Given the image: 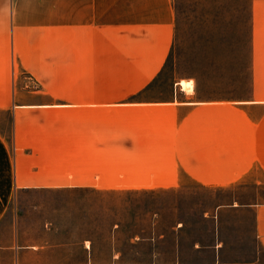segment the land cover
I'll return each instance as SVG.
<instances>
[{
    "label": "crops",
    "instance_id": "obj_1",
    "mask_svg": "<svg viewBox=\"0 0 264 264\" xmlns=\"http://www.w3.org/2000/svg\"><path fill=\"white\" fill-rule=\"evenodd\" d=\"M250 21L254 49L264 0H251ZM174 34L173 0H0V264H60L23 261L37 246L18 242L20 196L264 175L256 55L247 98H201L180 79L150 97ZM216 208L248 214L259 253L230 262L217 243L208 260L169 264H264V201Z\"/></svg>",
    "mask_w": 264,
    "mask_h": 264
},
{
    "label": "rangeland",
    "instance_id": "obj_2",
    "mask_svg": "<svg viewBox=\"0 0 264 264\" xmlns=\"http://www.w3.org/2000/svg\"><path fill=\"white\" fill-rule=\"evenodd\" d=\"M175 34L161 73L148 88L163 97L186 78L201 98L250 96L252 56L264 73V31L252 49L251 0H173ZM264 82V81H263ZM253 169L236 183L113 191L36 192L18 198L23 261L60 264H169L208 260L220 243L223 260L251 258L246 212L220 204L264 201V175ZM227 209V208H226Z\"/></svg>",
    "mask_w": 264,
    "mask_h": 264
},
{
    "label": "bare ground",
    "instance_id": "obj_3",
    "mask_svg": "<svg viewBox=\"0 0 264 264\" xmlns=\"http://www.w3.org/2000/svg\"><path fill=\"white\" fill-rule=\"evenodd\" d=\"M179 85L184 88V89H192L193 88V83H192V80L190 79H186V78H181L179 80Z\"/></svg>",
    "mask_w": 264,
    "mask_h": 264
}]
</instances>
